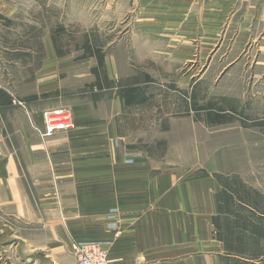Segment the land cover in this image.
<instances>
[{
	"label": "crops",
	"instance_id": "0c3cea01",
	"mask_svg": "<svg viewBox=\"0 0 264 264\" xmlns=\"http://www.w3.org/2000/svg\"><path fill=\"white\" fill-rule=\"evenodd\" d=\"M27 1L32 7L36 0ZM129 1L145 9L143 20L157 21L156 31L151 22L140 29L147 45L156 32L177 35L179 46L171 45L189 49L198 43L196 31L210 41L221 30L222 41L227 36L233 46L264 47V0H213L218 4L213 18L207 12L212 0ZM13 2L0 0L1 33L3 18L19 12ZM229 4L236 5L231 8L236 36L224 24ZM49 33L48 61L71 56L55 53ZM3 45L0 41V264H75L74 247L82 241L103 244L108 264H221L223 246L213 240L211 223L220 186L208 176L187 179L161 169L147 149L126 146L120 117L142 105H125L116 90L108 99L93 90V98L17 107L10 98ZM107 59L106 75L118 83L114 59ZM142 76L150 82L134 81ZM137 78L127 82L140 83L146 93L153 77L145 72ZM49 108L70 109L74 128L42 138V112Z\"/></svg>",
	"mask_w": 264,
	"mask_h": 264
},
{
	"label": "rangeland",
	"instance_id": "374dc122",
	"mask_svg": "<svg viewBox=\"0 0 264 264\" xmlns=\"http://www.w3.org/2000/svg\"><path fill=\"white\" fill-rule=\"evenodd\" d=\"M16 2L19 12L9 19L5 16L4 32L0 31L14 105L56 106L57 102L91 98L95 92L88 87L94 81L90 72L95 60L78 61L85 46L99 50L108 62L114 59L113 74L119 82L145 72L153 77L145 93L149 101L126 109L120 117L123 133L128 134L126 146L133 143L147 149L161 169L182 173L187 179L207 177L203 172L212 179L214 174L238 177L264 196V59L257 62L264 57L262 45L233 46L227 36L222 41L221 30L210 41L204 32L196 31L198 43L189 49L171 45L177 44V35L156 32L147 45L140 29L151 22L148 26L156 31L157 21L143 20L145 9L129 0H71L68 5L63 0H36L32 7L27 0ZM211 3L207 12L213 18L218 4ZM235 7L229 4L224 17L231 36L237 35L236 16L231 14ZM47 31L58 42L59 52L71 56L48 61ZM228 103L237 108L234 114L228 113L230 121L207 126L205 109L226 110ZM256 264H264V259Z\"/></svg>",
	"mask_w": 264,
	"mask_h": 264
},
{
	"label": "trees",
	"instance_id": "16d2710c",
	"mask_svg": "<svg viewBox=\"0 0 264 264\" xmlns=\"http://www.w3.org/2000/svg\"><path fill=\"white\" fill-rule=\"evenodd\" d=\"M63 29L58 30L60 33ZM53 39L55 52L60 53L57 41ZM92 47V46H91ZM84 54L79 60L94 58L95 65L91 70L94 75L93 84L88 89L90 92H113L123 100L125 105L138 106L147 103L144 86L150 82L146 76L139 77L131 82L115 83L108 79L104 67L105 55L99 50H93L88 46L84 48ZM139 85V86H137ZM137 86V87H134ZM229 109V110H228ZM205 122L212 125L227 124L229 115L234 114L237 108L231 103L227 109H205ZM212 113V114H210ZM203 176H208L203 172ZM220 189L215 197V216L212 217V238L223 246L221 264H256L264 259V196L249 187L246 182L238 177H226L222 174H214Z\"/></svg>",
	"mask_w": 264,
	"mask_h": 264
},
{
	"label": "built area",
	"instance_id": "2783aa9c",
	"mask_svg": "<svg viewBox=\"0 0 264 264\" xmlns=\"http://www.w3.org/2000/svg\"><path fill=\"white\" fill-rule=\"evenodd\" d=\"M72 114L67 109H49L43 111L42 137L48 138L57 131L72 129ZM74 249L75 264H108L107 252L99 242L76 243Z\"/></svg>",
	"mask_w": 264,
	"mask_h": 264
}]
</instances>
